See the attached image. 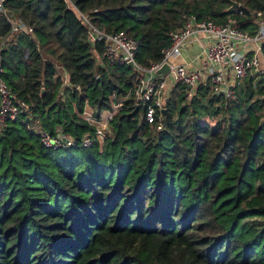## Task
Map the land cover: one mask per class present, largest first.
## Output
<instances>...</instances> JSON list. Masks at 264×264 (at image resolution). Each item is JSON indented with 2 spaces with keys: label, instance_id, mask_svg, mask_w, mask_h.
Returning <instances> with one entry per match:
<instances>
[{
  "label": "trees",
  "instance_id": "obj_1",
  "mask_svg": "<svg viewBox=\"0 0 264 264\" xmlns=\"http://www.w3.org/2000/svg\"><path fill=\"white\" fill-rule=\"evenodd\" d=\"M69 2L95 28L136 40L144 68L184 17L232 18L249 34L264 23V0H5L33 35H10L0 14L3 78L29 105L0 127V264H264L262 81H238L230 102L169 84L151 124L129 99L101 146L46 148L39 133L79 141L93 132L85 107L98 118L135 80L128 65L96 64L101 45Z\"/></svg>",
  "mask_w": 264,
  "mask_h": 264
},
{
  "label": "built area",
  "instance_id": "obj_2",
  "mask_svg": "<svg viewBox=\"0 0 264 264\" xmlns=\"http://www.w3.org/2000/svg\"><path fill=\"white\" fill-rule=\"evenodd\" d=\"M5 0H0V14L10 25V35L20 34L32 37L33 29L20 22L14 16H8L3 9ZM75 10L79 20L87 31V41L95 49L101 45L99 54L95 52L96 64L128 65L132 62L135 71V80L132 87L124 96H110V108L102 111L98 118L93 116L92 110L86 106L80 116L93 127V132L85 134L79 141L71 136L57 132L54 135L41 132L40 140L46 148L51 149H78L101 146L108 135V124L121 110L125 102L132 99L135 107L144 108L145 120L151 124L154 117L163 108V96L168 87L166 81L171 78V85L179 84L188 89V97L198 86H208L214 96L222 97L230 102L236 99L235 85L238 81L249 79L253 88L261 80L264 84V23L257 21V30L254 34L242 31L236 21L229 18L225 24L219 25L212 21L198 20L194 16L184 17L182 27L170 33V44L162 51L159 63L151 64L148 68L138 65L135 61L138 43L126 34L106 33L95 28L88 18ZM192 39L204 40L196 61L197 68L183 58V50ZM7 47L6 42L0 45V51ZM164 64L168 65L169 73L165 76L156 74ZM4 69L0 56V127L5 128L7 122L19 120L29 113V105L18 98L6 84ZM66 84V73L63 75ZM89 107V109H87ZM261 117L264 120V93L262 95ZM213 120V119H212ZM203 122V121H202ZM215 126L216 121H212ZM160 124L157 129H160Z\"/></svg>",
  "mask_w": 264,
  "mask_h": 264
},
{
  "label": "crops",
  "instance_id": "obj_3",
  "mask_svg": "<svg viewBox=\"0 0 264 264\" xmlns=\"http://www.w3.org/2000/svg\"><path fill=\"white\" fill-rule=\"evenodd\" d=\"M203 43L204 40L202 39H199L198 41L196 39H192L186 49L183 50V58H185L187 62H191L193 68H197L199 65V62L196 61V58L200 54L201 44ZM203 122H206V119H204Z\"/></svg>",
  "mask_w": 264,
  "mask_h": 264
},
{
  "label": "water",
  "instance_id": "obj_4",
  "mask_svg": "<svg viewBox=\"0 0 264 264\" xmlns=\"http://www.w3.org/2000/svg\"><path fill=\"white\" fill-rule=\"evenodd\" d=\"M239 4L236 3V2H231V6L227 9V13L231 14L233 13L237 8H238ZM128 66L134 70V67H133V64L132 62H129L128 63ZM169 73V68H168V65L167 64H164L163 66H161V68L156 72V74H159V75H167ZM188 89H190V87H188ZM41 93H44V90L42 89L41 90ZM262 102V100H261ZM161 113H165V109H162L161 110Z\"/></svg>",
  "mask_w": 264,
  "mask_h": 264
},
{
  "label": "rangeland",
  "instance_id": "obj_5",
  "mask_svg": "<svg viewBox=\"0 0 264 264\" xmlns=\"http://www.w3.org/2000/svg\"><path fill=\"white\" fill-rule=\"evenodd\" d=\"M170 80H171V78L168 77L167 80H166V81L168 82V84H170V82H171ZM87 109H89V107H88ZM206 121H207L208 123H210V124H213L212 121H216V119H213V120H211V119H206Z\"/></svg>",
  "mask_w": 264,
  "mask_h": 264
}]
</instances>
